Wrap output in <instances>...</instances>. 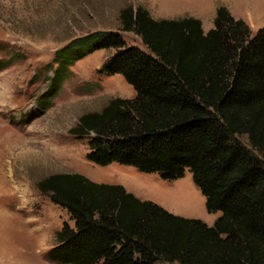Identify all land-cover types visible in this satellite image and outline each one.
I'll return each instance as SVG.
<instances>
[{
	"label": "trees",
	"instance_id": "trees-1",
	"mask_svg": "<svg viewBox=\"0 0 264 264\" xmlns=\"http://www.w3.org/2000/svg\"><path fill=\"white\" fill-rule=\"evenodd\" d=\"M120 28L77 38L54 52L47 92L69 67L98 50V70L121 76L134 97L113 98L70 132L88 138V162L117 164L163 181L191 175L211 226L138 199L121 185L51 174L36 187L66 211L54 264H264V26L252 33L218 6L206 33L193 17L154 19L141 6ZM121 32L146 51L127 46ZM53 65H55L53 67ZM44 105V101L39 102Z\"/></svg>",
	"mask_w": 264,
	"mask_h": 264
},
{
	"label": "rangeland",
	"instance_id": "rangeland-1",
	"mask_svg": "<svg viewBox=\"0 0 264 264\" xmlns=\"http://www.w3.org/2000/svg\"><path fill=\"white\" fill-rule=\"evenodd\" d=\"M229 1L252 33L264 26V0ZM227 4L226 0H0V264H54L47 252L56 245L55 234L63 223H73L36 187L51 174H79L95 183L121 185L140 200L205 224L220 216L206 212L205 199L188 171L181 179L163 181L134 168L88 162V138L78 139L70 132L79 117L100 112L113 98L134 97L121 76L98 74L112 50H98L74 63L56 94L41 95L53 76L46 66L52 64L54 52L94 32L118 30L120 11L127 6H141L157 20L193 17L202 26L218 6L233 17ZM252 20L260 27L253 29ZM121 37L127 46L146 51L134 34L121 32Z\"/></svg>",
	"mask_w": 264,
	"mask_h": 264
},
{
	"label": "crops",
	"instance_id": "crops-1",
	"mask_svg": "<svg viewBox=\"0 0 264 264\" xmlns=\"http://www.w3.org/2000/svg\"><path fill=\"white\" fill-rule=\"evenodd\" d=\"M226 2H228L227 6H228L230 12L232 13L233 17H235L236 19H238V18H242L241 15H239V13L236 11V8L234 7V5H233V4H230V1H229V0H226ZM229 4H230V5H229ZM214 15H215V14H213V15H211L209 18H207L206 22H204V21L202 22V29H203L204 32H207V31H209L210 29H212V27H213V18H214ZM243 19H245V18H243ZM250 23H251V27H252L253 29H256V28L260 27V25H256V24L253 22V20L250 21ZM214 221H215V220H214ZM214 221H213L212 223H210V224H207V225H208V226H211V225L214 223Z\"/></svg>",
	"mask_w": 264,
	"mask_h": 264
}]
</instances>
